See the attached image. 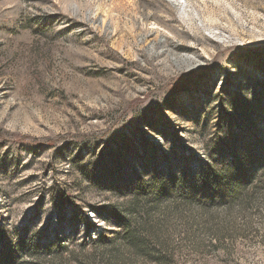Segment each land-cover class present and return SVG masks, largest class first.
<instances>
[{"label":"rangeland","instance_id":"1","mask_svg":"<svg viewBox=\"0 0 264 264\" xmlns=\"http://www.w3.org/2000/svg\"><path fill=\"white\" fill-rule=\"evenodd\" d=\"M0 264H264V0H0Z\"/></svg>","mask_w":264,"mask_h":264},{"label":"trees","instance_id":"2","mask_svg":"<svg viewBox=\"0 0 264 264\" xmlns=\"http://www.w3.org/2000/svg\"><path fill=\"white\" fill-rule=\"evenodd\" d=\"M201 183H202V186H203L202 187L203 192L205 191V192H209L210 193V190L212 189L211 194H212V192L213 193L216 192V194H220L219 189L221 188V186H226L227 189H228V192L231 193L232 195H235V194H237V193H239L241 191V187H242L241 180L240 179H234L233 177L231 179H213V180L204 179V181L201 182ZM185 184H187L185 186V191L186 192L192 191L194 195L197 192H199V190H196V188H194L195 185H197V184L189 183L188 181H185ZM163 187L165 188V185H163ZM152 188L154 189V187H152ZM153 189H151V190H153Z\"/></svg>","mask_w":264,"mask_h":264},{"label":"bare ground","instance_id":"3","mask_svg":"<svg viewBox=\"0 0 264 264\" xmlns=\"http://www.w3.org/2000/svg\"><path fill=\"white\" fill-rule=\"evenodd\" d=\"M184 6V5H183ZM185 8V15L186 16H189L190 15V12H189V10H186V7H184ZM156 24V23H155Z\"/></svg>","mask_w":264,"mask_h":264}]
</instances>
